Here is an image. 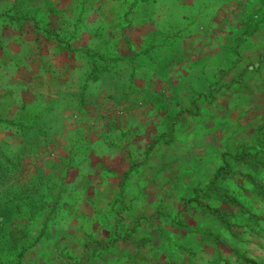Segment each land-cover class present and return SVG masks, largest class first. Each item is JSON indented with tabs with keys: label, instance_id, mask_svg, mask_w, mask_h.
<instances>
[{
	"label": "rangeland",
	"instance_id": "1",
	"mask_svg": "<svg viewBox=\"0 0 264 264\" xmlns=\"http://www.w3.org/2000/svg\"><path fill=\"white\" fill-rule=\"evenodd\" d=\"M30 19L38 48L85 52V67L63 131L59 116L37 129L33 110L0 115V264H264V168L235 159L261 148L264 0H0V48L10 36L27 51L4 25ZM23 62L7 88H28ZM226 163L236 175L220 186L244 209L203 199L235 232L185 203Z\"/></svg>",
	"mask_w": 264,
	"mask_h": 264
},
{
	"label": "crops",
	"instance_id": "2",
	"mask_svg": "<svg viewBox=\"0 0 264 264\" xmlns=\"http://www.w3.org/2000/svg\"><path fill=\"white\" fill-rule=\"evenodd\" d=\"M32 22L33 20L31 19L22 23L20 20L17 24L9 22L4 25V28H8V26L12 27V25L13 28L17 27L18 32L14 33V37H23L24 41H28V45L26 46L28 49L26 48L27 51L21 52L20 47L11 46L9 43L10 36L7 38L8 41L4 44L5 47L3 46V48H0V62H6V60L11 62L8 66H5L4 63H0V115L3 117L8 116V114H13L14 117L20 115V118L25 120L26 114L29 115L30 110H33V125H35L37 129L41 127L44 128L49 125L53 117L57 118L59 116L61 118L54 120V122L56 121L57 127L63 131L61 125L65 122L62 121V110L64 106L66 108L72 104H76V100L78 99L75 94L79 93L74 92L76 88L70 87V82L72 80L71 74L77 69L79 75L80 72H83L86 53L79 51L78 54H75L77 55L75 58H78L79 61L75 60L71 62L69 59L73 57L69 50L67 53H64L65 51L57 53L56 50H53V47L55 45L57 46V43L46 38L41 39V45L43 46L42 48H38L35 37H33L34 22ZM85 35H88V33ZM12 48L13 50H10ZM9 51L14 52L11 54ZM25 58H28L30 63V72H28L29 82L27 83L28 88H7L4 82L8 77V67L12 66L13 62H18L19 68L22 69L24 66L23 60ZM59 62H64L61 68L57 66ZM73 62H77L78 64L74 65ZM20 71L22 70H19V72ZM60 71L63 74L58 75L59 78H53L55 75L59 74ZM39 74L51 79L49 81L50 88H38L34 83L32 84V82H30L31 75L36 78ZM121 88H126L123 90L126 92L127 88H130V86L127 87L125 85L121 86ZM71 100L73 103H71ZM57 110H59L58 113H56Z\"/></svg>",
	"mask_w": 264,
	"mask_h": 264
},
{
	"label": "trees",
	"instance_id": "3",
	"mask_svg": "<svg viewBox=\"0 0 264 264\" xmlns=\"http://www.w3.org/2000/svg\"><path fill=\"white\" fill-rule=\"evenodd\" d=\"M11 20L17 19L16 16L11 15L10 16ZM10 124H18L16 120H8ZM19 123H22L19 121ZM259 144L261 145V148L256 150L255 152H250L246 150H242L237 153L235 156V159L239 163H254L258 167H263L264 168V130H261V133L259 134ZM1 161V160H0ZM0 165H3L2 162H0ZM228 163L225 164V166H221L218 168L212 183L210 184L208 190L206 193L201 194L200 192L197 193V195L193 198H190L187 200L185 203L188 206L191 204V201H195L201 208H203L205 211L214 214L217 216L220 221L223 223L225 227L230 229L232 232H235V223L230 220V212L221 210L218 207H214L211 204H209L207 201L203 199V197H206L208 195H211V193H216L219 196H221L225 201L228 203L234 204L236 206H239L241 209H244V204L242 203L241 200H239L236 196L228 194L223 188L220 186V182L223 179L230 178V177H235V173L231 172L230 169L227 167ZM248 179L254 183L257 186H260L261 184L253 177L248 176ZM172 223L177 226V227H182L185 229H188L190 231H193V228L189 225V223L183 219L181 216H177L175 218H172ZM203 236L209 235L208 233H203ZM240 260L244 262L245 264H258L246 256H239Z\"/></svg>",
	"mask_w": 264,
	"mask_h": 264
}]
</instances>
